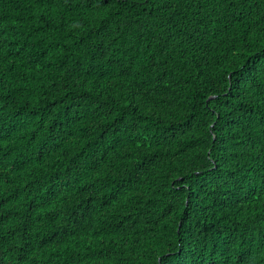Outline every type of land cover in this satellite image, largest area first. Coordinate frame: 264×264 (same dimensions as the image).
Here are the masks:
<instances>
[{"label":"trees","instance_id":"trees-1","mask_svg":"<svg viewBox=\"0 0 264 264\" xmlns=\"http://www.w3.org/2000/svg\"><path fill=\"white\" fill-rule=\"evenodd\" d=\"M0 264H264V0H0Z\"/></svg>","mask_w":264,"mask_h":264}]
</instances>
